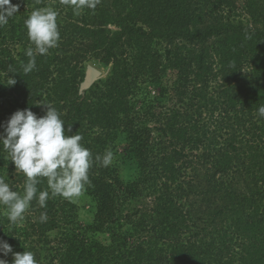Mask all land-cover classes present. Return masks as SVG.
<instances>
[{"label": "trees", "instance_id": "1", "mask_svg": "<svg viewBox=\"0 0 264 264\" xmlns=\"http://www.w3.org/2000/svg\"><path fill=\"white\" fill-rule=\"evenodd\" d=\"M12 3L0 125L51 103L92 153L79 199L112 210L81 227L74 198L50 196L13 224L0 205V239L38 264H264V0H99L79 15L61 0ZM42 8L59 13L61 39L25 74V20ZM91 64L109 72L81 94ZM0 176L23 194L2 144Z\"/></svg>", "mask_w": 264, "mask_h": 264}, {"label": "clouds", "instance_id": "2", "mask_svg": "<svg viewBox=\"0 0 264 264\" xmlns=\"http://www.w3.org/2000/svg\"><path fill=\"white\" fill-rule=\"evenodd\" d=\"M62 4L71 6L74 14L80 10L95 9L99 0H61ZM19 10V5L12 0H0V27L7 24ZM59 13L51 8L34 9L25 20L29 41L35 47H28L27 64L23 65L25 74L36 68V55H46L50 49L56 48L61 39L57 17ZM92 66V65H91ZM99 70V69H98ZM100 71V70H99ZM10 78L7 85L16 84ZM46 109L44 116L38 117L31 109L17 110L6 124L0 125V144L11 156L16 172H23L27 178L23 194L13 190L14 185L0 176V205L7 209V219L15 224L24 219V214L36 199L41 207H46L50 196L64 198L78 197L85 186L90 183L89 169L92 167V153L81 143L80 134L68 135L65 122L51 103H43ZM260 117H264V105L258 109ZM72 127L68 126L67 132ZM113 154L107 151L95 160L107 167L111 164ZM41 178L47 179L48 189L40 190ZM46 217L42 214L41 219ZM0 253L3 256L13 255L12 264H38L31 251L14 253L12 246L0 239ZM0 264H9L0 258Z\"/></svg>", "mask_w": 264, "mask_h": 264}, {"label": "rangeland", "instance_id": "3", "mask_svg": "<svg viewBox=\"0 0 264 264\" xmlns=\"http://www.w3.org/2000/svg\"><path fill=\"white\" fill-rule=\"evenodd\" d=\"M95 68L99 69L101 71V76L102 78H105L109 72V68H102L99 65H94ZM141 138H144L146 141L151 139V134L150 133H143L140 135ZM80 195L78 197H74L75 203L79 205V209L76 211L73 210L74 215V223L77 226H83L84 224H87L88 222H93L96 220V218L105 220L106 219V214L112 210V206L106 205V206H100V207H92L85 198L79 199ZM76 211V212H75Z\"/></svg>", "mask_w": 264, "mask_h": 264}, {"label": "water", "instance_id": "4", "mask_svg": "<svg viewBox=\"0 0 264 264\" xmlns=\"http://www.w3.org/2000/svg\"><path fill=\"white\" fill-rule=\"evenodd\" d=\"M102 78L101 71L94 66L87 67L86 76L80 86V93L83 94L86 90L90 89L98 80Z\"/></svg>", "mask_w": 264, "mask_h": 264}]
</instances>
